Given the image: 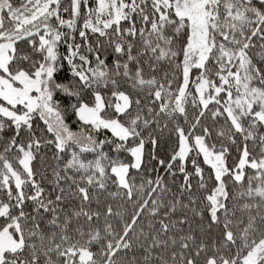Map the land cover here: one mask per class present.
Here are the masks:
<instances>
[{
	"label": "snow or ice",
	"instance_id": "6c2138e0",
	"mask_svg": "<svg viewBox=\"0 0 264 264\" xmlns=\"http://www.w3.org/2000/svg\"><path fill=\"white\" fill-rule=\"evenodd\" d=\"M0 264H264V0H0Z\"/></svg>",
	"mask_w": 264,
	"mask_h": 264
}]
</instances>
